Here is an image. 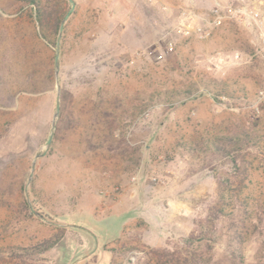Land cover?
Instances as JSON below:
<instances>
[{
  "label": "rangeland",
  "instance_id": "1",
  "mask_svg": "<svg viewBox=\"0 0 264 264\" xmlns=\"http://www.w3.org/2000/svg\"><path fill=\"white\" fill-rule=\"evenodd\" d=\"M42 1L64 13L48 39L33 5L0 0V264H72L93 228L111 264H170L151 250L187 247L231 169L198 144L264 114L261 29L241 0ZM249 187L264 189V168ZM243 254L264 264V231Z\"/></svg>",
  "mask_w": 264,
  "mask_h": 264
},
{
  "label": "trees",
  "instance_id": "2",
  "mask_svg": "<svg viewBox=\"0 0 264 264\" xmlns=\"http://www.w3.org/2000/svg\"><path fill=\"white\" fill-rule=\"evenodd\" d=\"M31 4L35 10V19L39 25V36L48 39L46 31L52 29L58 33L63 19V10L55 5L49 10L47 2L42 0H19ZM217 133L207 142L213 151L231 164L230 171L217 176V196L208 207L205 222L199 229L193 231L186 239L187 247L184 250L155 248L152 254L161 263L172 264H220L213 257V249L218 232V224L226 217H232L234 229L227 241V256L229 264L243 262V248L247 236L254 230L264 231V189L257 194L249 187L255 172L264 168V114L252 113L248 119H238L234 124ZM28 209V216L32 215ZM58 227L65 233L69 228L64 224ZM48 239L45 247L58 241ZM204 241L203 245L201 244ZM196 244V245H195ZM11 257H21L22 253L14 248L10 251ZM90 264V263H87Z\"/></svg>",
  "mask_w": 264,
  "mask_h": 264
},
{
  "label": "crops",
  "instance_id": "3",
  "mask_svg": "<svg viewBox=\"0 0 264 264\" xmlns=\"http://www.w3.org/2000/svg\"><path fill=\"white\" fill-rule=\"evenodd\" d=\"M109 217L101 219L100 222H107ZM101 232L96 228L88 231L82 242V248L85 251L72 264H111L113 253L111 250L101 245Z\"/></svg>",
  "mask_w": 264,
  "mask_h": 264
},
{
  "label": "built area",
  "instance_id": "4",
  "mask_svg": "<svg viewBox=\"0 0 264 264\" xmlns=\"http://www.w3.org/2000/svg\"><path fill=\"white\" fill-rule=\"evenodd\" d=\"M240 6L236 9L242 20H248L261 29L264 43V1L263 0H241Z\"/></svg>",
  "mask_w": 264,
  "mask_h": 264
},
{
  "label": "water",
  "instance_id": "5",
  "mask_svg": "<svg viewBox=\"0 0 264 264\" xmlns=\"http://www.w3.org/2000/svg\"><path fill=\"white\" fill-rule=\"evenodd\" d=\"M69 1L71 2V9H70V11H72L74 9V7H75V1L74 0H69ZM68 15H69V13L65 16V18H67ZM61 28H63V24L61 25ZM58 57H59V51L57 50L56 63H58ZM59 109H60V97H58L57 111H56L55 117L59 114Z\"/></svg>",
  "mask_w": 264,
  "mask_h": 264
}]
</instances>
